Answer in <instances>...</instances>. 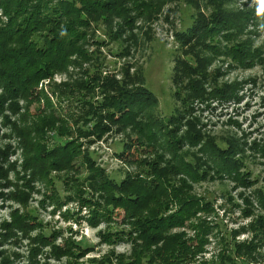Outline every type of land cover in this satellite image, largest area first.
<instances>
[{
  "label": "rangeland",
  "instance_id": "rangeland-1",
  "mask_svg": "<svg viewBox=\"0 0 264 264\" xmlns=\"http://www.w3.org/2000/svg\"><path fill=\"white\" fill-rule=\"evenodd\" d=\"M156 4L155 12L137 19L133 32H126L120 38L113 36L107 25L93 23L87 46L90 60L57 74L52 81L44 80L38 86L39 93H45L54 112L66 120L65 127L68 123V131L73 133L74 120H79L81 114L77 100L81 96H93L79 88L82 82L100 77L102 84L112 82V92L119 86L128 90L144 86L155 97L150 109L154 117L164 123L174 120L180 136L189 130L201 136L197 147L184 142L181 156L205 178L192 182L184 175L172 181L176 186L181 179H186L191 195L200 200L201 207L212 205V210L199 213L185 228L172 232H185L197 244V226L204 223L212 228L203 251L189 264L219 262L222 256H232L241 264H264V203L261 200L264 195V13L259 11L261 4L258 0H222L221 10L215 9L209 0H159ZM219 13L237 19L228 32L204 40L205 45L198 44L192 34L203 20L209 22V18ZM245 45L254 54L253 65L251 60L242 65L228 55L231 48ZM187 66L196 70L187 71ZM68 86L76 91L72 93ZM100 88L93 91L97 99L104 95ZM17 104L18 113L6 112L10 123L0 117V169L5 174L0 179V233L1 225L11 222L12 214L18 211L19 215L29 214L35 224L30 237L61 232L62 236L54 243L56 246L64 248L66 240L72 238L82 247L92 249L78 260L79 264H89L112 254L131 257L134 246L128 241L109 245L101 238L108 231L119 236L130 231L129 225H122L124 211L115 210L113 219L117 224L109 226L105 221L95 227L90 224V212L82 207L81 193L84 191L82 199L91 196L99 205L103 199L98 198L103 193L98 190L94 194L90 189L88 178L91 180L95 175L86 165H80L82 159L77 162L76 167L80 166L77 171L41 172L38 169L46 176L35 177L26 169L30 149L17 137L12 125L31 132L29 142L47 148L62 139L57 131L60 125L54 131H46V135L34 131L36 126L41 130L39 119L53 112L44 98L18 100ZM116 130L114 127L100 139L89 137L79 141L82 157H89L94 170L110 180L121 183L128 176L151 174L149 163L158 161L157 154L165 155L169 162L172 159L165 150L139 146L125 158L123 155L138 135ZM209 142L220 149L237 148L234 159L240 162L239 175L246 186L227 174L217 175L213 166L207 165L214 159L204 151ZM164 163L159 165L164 168ZM22 195L28 196L24 205L18 200ZM53 195L59 198L61 207L53 201ZM16 236L0 243V264L5 259L12 264H30V241L22 234ZM236 245L255 248L251 255L239 256L233 252ZM37 261L39 264L75 262L67 257L57 261L50 249L42 250Z\"/></svg>",
  "mask_w": 264,
  "mask_h": 264
},
{
  "label": "trees",
  "instance_id": "trees-1",
  "mask_svg": "<svg viewBox=\"0 0 264 264\" xmlns=\"http://www.w3.org/2000/svg\"><path fill=\"white\" fill-rule=\"evenodd\" d=\"M158 1L0 0V117L6 120L5 123H10L6 112L18 113V100L32 98L40 101L42 97L53 112L49 117L39 119L41 130H39L40 126H36L34 131L46 135V131H54L56 126L60 125L57 131L61 137L59 139L62 140L50 148L29 142L28 136L31 132L12 125L17 137L30 149V154H27L26 169L35 177L41 174L38 169L41 172L77 171L80 167H76L77 162L82 159L80 165H86L95 175L91 180L88 178L90 189L94 194H98V190L103 193L98 198L103 199L99 205L94 203L91 196L89 199L85 198L86 196H84L86 200L82 199L84 195L82 190L80 200L82 207L89 209L90 224L94 227L101 221H105L104 223L109 226L111 223L117 224L113 217L115 210L120 209L125 212L122 225L130 226L127 234L122 233L119 236L108 231L102 233L101 238L109 245L128 241L127 243L134 246L131 257L112 254L111 257L105 256L89 264L193 263L192 261L208 243L206 238L212 230L209 224L206 226L201 223L197 226L199 229L197 244L185 232L172 233L176 229L185 228L186 224H190L199 213L212 210L211 204L201 207L200 200L191 195L192 189L186 179H181L176 186L172 184L175 178L184 175L192 182L205 178L181 156L184 142L197 147L202 140L200 134L193 130L180 136V130L175 129L177 123L174 120L164 123L154 117L150 109L155 104V97L144 86L134 87L131 90L120 89L119 86L118 89L114 87L115 90L112 92L110 90L113 89L112 82L102 84L100 77L94 76L87 82H82L79 88L86 93L91 92L88 95L93 96L91 98L81 96L77 100L81 104V114L78 116L79 120H74L73 133L68 131L70 128L68 123L67 128L65 127L66 120L54 112L45 93H39L38 90V86L44 80L52 81L57 74L66 73L73 66L80 67V62L90 60L87 46L93 23L107 25L108 31L116 38H120L126 32H133L137 19L155 12ZM209 1L213 3L215 9L223 8L222 0ZM3 18L6 21H3ZM236 19V16L227 17L226 14L219 13L209 18V22L204 23L203 20L202 25L195 30L196 33L192 34L193 39L198 44L205 45L204 40L216 38L223 31L228 32ZM228 55L242 65L248 60H251L250 65H253L252 61L255 59L251 49L246 45L231 48ZM187 67H189L187 71L196 70L195 67ZM97 87H101V94H104L101 99L94 97L93 91H96ZM68 88L72 93L76 91L72 86ZM37 92L39 94H36ZM45 127L50 130H44ZM114 127L118 129L116 130L118 133L132 131L138 135L135 141L132 140L131 145L134 148L130 146L123 155L125 158L133 149L135 150V146H139L165 150L172 159L169 162L165 155L157 154L158 161L149 163L151 174L145 177L128 176L121 183L110 180L99 170H94L93 162L89 157H82V144L79 141L89 137L100 139L112 132ZM204 151L214 158L210 165L209 163L207 165L213 166L217 175L227 174L246 186V181L239 175L240 162L234 159L236 147L220 149L209 142ZM162 162L166 164L164 168L159 165ZM3 176L5 177V174L0 169V179H3ZM27 199L26 195H22L21 199L18 198L23 205L26 204ZM261 200L264 203V195L261 196ZM53 201L59 203L57 205L61 207L57 196L53 195ZM12 217L11 222L1 225L0 243L16 238L17 233L22 234L30 241L32 247L30 264H39L37 256L44 249H50L51 256L57 261H61L63 257L75 261L67 264H79L78 260L92 251L77 244L72 238L66 240L64 248L56 246L54 243L59 236H62L61 232L49 236L42 233L32 238L30 234L36 227L30 215H19L16 211ZM254 248V246L252 249L251 246L236 245L233 252L239 256L245 253L251 255ZM1 264L12 263L5 259ZM209 264L241 263L235 261L232 256H222L219 262L212 261Z\"/></svg>",
  "mask_w": 264,
  "mask_h": 264
},
{
  "label": "clouds",
  "instance_id": "clouds-1",
  "mask_svg": "<svg viewBox=\"0 0 264 264\" xmlns=\"http://www.w3.org/2000/svg\"><path fill=\"white\" fill-rule=\"evenodd\" d=\"M258 2L261 4L259 11L264 13V0H258Z\"/></svg>",
  "mask_w": 264,
  "mask_h": 264
}]
</instances>
